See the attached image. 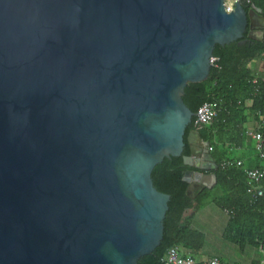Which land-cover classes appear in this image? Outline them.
Masks as SVG:
<instances>
[{
	"label": "water",
	"instance_id": "1",
	"mask_svg": "<svg viewBox=\"0 0 264 264\" xmlns=\"http://www.w3.org/2000/svg\"><path fill=\"white\" fill-rule=\"evenodd\" d=\"M223 2L0 0V264H138L159 246L170 197L151 173L182 155L184 88L216 45L264 40V15ZM188 141L194 198L216 165Z\"/></svg>",
	"mask_w": 264,
	"mask_h": 264
},
{
	"label": "trees",
	"instance_id": "2",
	"mask_svg": "<svg viewBox=\"0 0 264 264\" xmlns=\"http://www.w3.org/2000/svg\"><path fill=\"white\" fill-rule=\"evenodd\" d=\"M251 5L264 15L263 0H250L246 10ZM263 51L264 40L216 45L213 50L215 60L207 79L188 83L184 88L183 103L193 113L204 103H216L217 116L211 124L199 129L193 128L192 117L184 132L182 155L164 158L154 167L151 173L153 186L170 199L163 220L162 240L151 254L141 257L138 264H163L172 247H183L197 256L203 248L204 235L193 227V220L208 200L226 213L222 239L241 252L247 248L258 250L260 258L252 264H261L264 259V198H253L248 193L249 185L242 167L223 166L227 161L234 162L228 156V146L242 144L243 126L248 118L264 116V82L258 79V85H253L254 78L246 66L252 59L262 57ZM256 87L258 94L254 96ZM192 131L199 134L202 142L208 143L217 178L212 189L197 190L194 198L187 196L188 184L183 181L185 173L194 168L185 166L182 160L183 156L191 154L188 138ZM217 188L219 195L210 198L213 189ZM188 210H191L190 214H186Z\"/></svg>",
	"mask_w": 264,
	"mask_h": 264
},
{
	"label": "built area",
	"instance_id": "3",
	"mask_svg": "<svg viewBox=\"0 0 264 264\" xmlns=\"http://www.w3.org/2000/svg\"><path fill=\"white\" fill-rule=\"evenodd\" d=\"M264 1V0H263ZM236 3L242 4L245 9L250 3V0H224L223 6L227 13L234 11ZM261 56L264 58V51ZM215 58L211 59V65L213 64ZM264 82V81H263ZM252 84L257 86L258 79H253ZM258 94V90L254 92V96ZM217 116V104L216 103H204L197 111L194 113L193 118V128L199 129L203 125H209L212 123L213 119ZM264 128V116L260 121V128L252 134V139L255 142V148L261 158L264 159V133L262 132ZM210 150V148H208ZM223 166H237L242 167L244 174L247 177L249 189L248 193L251 194L253 198H264V168H245L241 161H227ZM163 264H229L222 263L219 258L213 256L207 259L200 260L193 256V254L183 248V247H172L168 250ZM262 264V263H261ZM264 264V263H263Z\"/></svg>",
	"mask_w": 264,
	"mask_h": 264
},
{
	"label": "crops",
	"instance_id": "4",
	"mask_svg": "<svg viewBox=\"0 0 264 264\" xmlns=\"http://www.w3.org/2000/svg\"><path fill=\"white\" fill-rule=\"evenodd\" d=\"M257 12L260 15H263L259 9H257ZM246 66L251 71V75L254 79H260L264 81V58L263 57H259L256 61H251V62L249 61ZM247 113H249V110L247 111ZM261 118H262L261 116L258 118H256L255 116L249 117L246 124L243 126L242 144L239 147L228 146V155L229 154L235 155L234 157H230V158L234 161H241L243 164V167L245 168L246 167L252 168V169L264 168V159L259 156L255 148V142L251 137L252 134L260 128ZM204 149H206V152ZM202 151L203 152H202L201 158L204 159V161L207 164L211 165L213 160L207 158V155L209 153L208 147H204ZM223 213L226 215L225 212ZM197 215H198V212L195 214V217L193 220V227H194V221L196 220ZM247 249H251V248H247ZM247 249H245L242 252L238 250L241 253L240 256L231 252L229 254L230 259L228 261L226 262L222 260L220 261L222 263H229V264H252L253 260L260 258L258 250L251 249V252L248 254ZM213 256L215 255H212L210 257H213ZM215 257L219 258L218 256H215ZM261 263L262 264L264 263V259L261 260Z\"/></svg>",
	"mask_w": 264,
	"mask_h": 264
},
{
	"label": "rangeland",
	"instance_id": "5",
	"mask_svg": "<svg viewBox=\"0 0 264 264\" xmlns=\"http://www.w3.org/2000/svg\"><path fill=\"white\" fill-rule=\"evenodd\" d=\"M258 58L252 59L251 61H256ZM250 61V62H251ZM229 157H234V154H229ZM219 195V189H213L210 194V198ZM191 213V210H188L186 214ZM226 223V215L217 208L215 205L211 204L210 200L206 201L205 205L200 211L196 220L194 221V228L204 235V245L202 250L196 256L200 260L207 259L208 257L215 255L220 258L222 261H228L230 259V253L233 252L237 255H241L238 249L224 241L221 238L223 228ZM251 249H247L249 254Z\"/></svg>",
	"mask_w": 264,
	"mask_h": 264
},
{
	"label": "flooded vegetation",
	"instance_id": "6",
	"mask_svg": "<svg viewBox=\"0 0 264 264\" xmlns=\"http://www.w3.org/2000/svg\"><path fill=\"white\" fill-rule=\"evenodd\" d=\"M203 144L205 143V142H202ZM203 148H204V146H203ZM188 172V171H187Z\"/></svg>",
	"mask_w": 264,
	"mask_h": 264
}]
</instances>
